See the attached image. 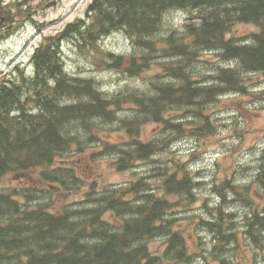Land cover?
<instances>
[{
    "label": "trees",
    "instance_id": "obj_1",
    "mask_svg": "<svg viewBox=\"0 0 264 264\" xmlns=\"http://www.w3.org/2000/svg\"><path fill=\"white\" fill-rule=\"evenodd\" d=\"M173 8L192 9L204 22L188 24L181 33L171 32L157 39L164 15ZM87 10L84 18L74 20L40 42L32 56V76L25 77L19 71L16 77L0 83V182L7 174L18 175L38 168L42 182L65 185L68 178L73 179L74 170L69 165L54 166L55 158L65 153L81 154L84 142L100 141L93 133L105 125H115L123 140H103L97 145L98 151L90 156L105 153L114 157L118 169L160 155L166 140L172 138L168 135L163 141L140 140L145 123L160 124L162 129L179 135L186 133L189 128L184 121L175 122L169 116L172 112L180 116L190 113L194 118L190 133L206 136L209 120L203 102L217 92L195 86L188 76V56L194 58L200 46L220 45L223 56L238 58L242 68L264 72L263 32L251 44L233 38L226 40L224 36L234 22H263L264 0H92ZM18 15L22 12L18 11ZM115 31L124 32L142 50L137 55L113 58L115 66L134 68L137 59L144 60L145 50H150V56L159 52L164 74L151 76L147 89L103 92L95 79L66 71L60 50L64 41L73 44L72 48L79 53L95 57L103 48L101 40ZM190 36L196 40L191 45L186 41ZM110 56L105 52V60ZM240 83L235 81L232 87L222 84L220 92H241L244 87ZM126 109L130 110L126 116H118ZM166 163L159 167L164 194L182 193L190 185L186 163ZM135 185H141L142 192L147 188L144 180ZM25 192L31 190L0 187V264H24L19 260H25L21 255L26 253L29 257L25 264H153L146 239L153 237L156 219L164 220V196L139 195L137 188L135 197H140V201L135 202L122 199L132 192L130 189L107 188L100 198L109 203L107 218L98 206L92 213L74 211L82 215L73 220V210L67 205L51 211V202L31 206L27 199L24 204L14 196L33 198ZM252 219L246 227L249 235L254 236L253 229L264 230V226L256 217ZM177 243L173 255L183 262L185 245L180 238ZM12 252L19 256H10Z\"/></svg>",
    "mask_w": 264,
    "mask_h": 264
},
{
    "label": "rangeland",
    "instance_id": "obj_2",
    "mask_svg": "<svg viewBox=\"0 0 264 264\" xmlns=\"http://www.w3.org/2000/svg\"><path fill=\"white\" fill-rule=\"evenodd\" d=\"M6 1L12 2L13 0ZM88 2L89 0H57L53 4L49 0L41 7L36 5L37 2L36 4L33 2V21L23 23V26H20L18 31L13 34L8 25L4 27L1 26L0 70L2 72L6 70L9 72L16 64L27 62L34 46L38 43L43 34H54L68 21L73 20L77 16L83 15ZM171 23L175 24L176 22L172 21ZM233 32L236 36H242L253 32V27L250 24L235 25ZM105 43L107 48L116 53L129 54L133 52V48L121 34L110 36L105 40ZM64 48L68 53V69L73 73H85L88 76L97 77L108 86H112V88H116L118 83L125 78L129 79L125 84L130 86H145L144 80L121 73L118 69H109L105 71L96 69L94 66H91L90 61L73 52L70 47L65 46ZM203 58L206 60L205 62L213 64L214 61L217 63L216 56L213 54H206ZM160 70V65H155L151 74ZM262 81H264V78ZM248 94L236 96L230 95L219 105V108L213 102L207 106V112L216 113L217 110L214 111V109L220 110L222 115L221 118H223L224 121L228 118L227 114L233 110L237 113V116L241 118V126L234 128V126H231L232 123H229L230 119L228 120V123L226 122V124L223 125L220 118H217L220 116L218 113L215 117V120L218 121V125L211 128L209 131L214 133L213 136H207L197 144L193 139H187L183 143H177L173 149H169V146H167L165 154H162L165 158L172 155V158L177 157L180 160L182 159L183 161H186V155H188L190 151L195 152L197 150L196 153H198L199 159L187 164H191V174L199 176L203 180L198 182L195 190L196 195L191 199V202L186 205V208L190 209L189 212H192L191 210H196L197 212L198 210H202L203 214L200 215L203 216V218H208L214 213L213 211H210L211 207H213L215 203L218 205L220 202L218 196L215 194L216 190L213 192L211 191V188H209L214 181L221 182L227 175L231 176V178H237L238 180L246 178L247 181L251 182L254 180L252 177L255 175L258 168H262L263 170H261L264 173V96H261L258 100L255 112L247 113V105L252 101V97ZM144 129L142 137L145 139L154 137V135L159 133V127L151 123L146 124ZM240 129H243V132H239L238 130ZM109 131H111V135L106 136L105 133L102 132L101 137L104 139L107 138L108 140H115L118 138L116 132H113V130ZM156 131L158 132L155 133ZM90 150H92L91 152L94 151L92 145L88 148V154ZM88 154L86 153L85 155L75 157L70 163L75 167L76 173L83 179L82 184H84L76 189L65 190L43 185V187L47 189L49 197L54 198V201L62 200L67 203L73 200H81L83 194L88 191V186L93 182H95L96 186L100 188L104 185L122 187L136 175H144L149 170V167L146 166V164L139 163L135 166V173L131 170H126L124 172L117 171L115 167L112 166L110 158L100 156L96 160L90 161ZM68 158V155L60 156L57 162L59 165H67L68 161L66 160ZM259 160H261L262 163L261 161L258 162ZM157 162H159V160L155 161L154 164L156 165ZM237 172H242L243 174L240 177H237ZM31 174L32 173H28L24 176L8 175L1 184L16 187H24L27 185L35 187L39 185V181ZM260 191L261 189L255 191L251 187L248 190L253 197V200L261 201L260 206H262L264 205V192H262V197H260ZM228 192L231 193L232 190L226 189V194ZM229 195L230 196L228 197L230 199H228L227 195L222 197V201L224 200L228 203L218 206V211L221 210L222 207L227 206L226 208H231L230 210L233 212H237V209L240 210L243 215L242 212L245 211L247 206L251 205V207H254V205L250 204L248 201L233 199L231 194ZM169 199L171 201H176V198L173 196L169 197ZM208 203H211V206H206L205 208V205ZM84 205L87 206L88 203H85ZM178 212L183 211L174 207L172 215L176 213L175 217L178 219L175 226L176 228L181 229L185 236L189 237L192 233H195L196 235L197 232L203 234L201 230L204 231V228L200 230L196 227V229H194L192 227V222L187 217H180L181 215H178ZM184 212L186 213L188 210ZM238 220H242V218L238 217ZM206 232L208 234L210 233L208 231ZM213 237H211L208 242H204L205 248L216 244L217 241ZM159 246L160 240L153 243L154 249L159 248ZM231 247L232 244H228L225 247V251ZM237 250L239 251L240 262L256 264L254 259L249 262V260H251L249 254H244L245 250L240 249L238 244ZM222 257L229 258L230 255L222 254Z\"/></svg>",
    "mask_w": 264,
    "mask_h": 264
},
{
    "label": "bare ground",
    "instance_id": "obj_3",
    "mask_svg": "<svg viewBox=\"0 0 264 264\" xmlns=\"http://www.w3.org/2000/svg\"><path fill=\"white\" fill-rule=\"evenodd\" d=\"M158 34V33H157ZM129 77V76H128ZM22 195V194H21Z\"/></svg>",
    "mask_w": 264,
    "mask_h": 264
}]
</instances>
